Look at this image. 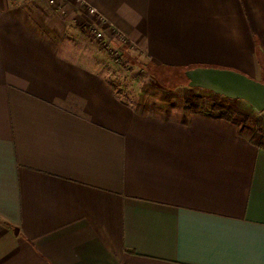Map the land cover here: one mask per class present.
Listing matches in <instances>:
<instances>
[{"label": "crops", "instance_id": "obj_1", "mask_svg": "<svg viewBox=\"0 0 264 264\" xmlns=\"http://www.w3.org/2000/svg\"><path fill=\"white\" fill-rule=\"evenodd\" d=\"M82 2L155 64L264 81V0H0V264H264V148L124 98Z\"/></svg>", "mask_w": 264, "mask_h": 264}, {"label": "rangeland", "instance_id": "obj_2", "mask_svg": "<svg viewBox=\"0 0 264 264\" xmlns=\"http://www.w3.org/2000/svg\"><path fill=\"white\" fill-rule=\"evenodd\" d=\"M70 14L74 17L73 12ZM93 20L85 11L79 21L76 20L78 27L68 39L79 46L89 58L99 61L101 70L109 74L119 92L135 106L149 109L150 113L156 110L163 116L181 118L186 112H191L188 108L196 103L193 96L198 94L204 96L209 110L228 106L230 101L237 100L211 90L190 87L185 77V69L167 72L145 66L151 61L147 55L140 48L133 47L130 41L128 43L129 39L125 36L112 30L107 35L106 31L110 30L108 25L102 27L107 28L105 39H96L93 35V28L96 27ZM119 43L122 45L119 46ZM164 99L166 100L163 101ZM240 106L253 112L254 108L244 100H240ZM254 114L261 118V124L264 125V111L257 112L254 109Z\"/></svg>", "mask_w": 264, "mask_h": 264}, {"label": "water", "instance_id": "obj_3", "mask_svg": "<svg viewBox=\"0 0 264 264\" xmlns=\"http://www.w3.org/2000/svg\"><path fill=\"white\" fill-rule=\"evenodd\" d=\"M192 88L211 90L230 99L244 100L257 112L264 111V81L237 70L196 66L185 71Z\"/></svg>", "mask_w": 264, "mask_h": 264}, {"label": "trees", "instance_id": "obj_4", "mask_svg": "<svg viewBox=\"0 0 264 264\" xmlns=\"http://www.w3.org/2000/svg\"><path fill=\"white\" fill-rule=\"evenodd\" d=\"M120 44V43H119ZM120 44L119 46H121ZM261 64L264 66V59L261 56ZM151 66L157 70H164L167 72L173 71V70H180L185 68H174L169 66H162L155 64L151 61L146 63L145 66ZM158 67V68H156ZM188 69V68H187ZM185 69V71L187 70ZM184 71V73H185ZM186 77V75H185ZM201 94H198V96H193L194 101L196 103H193V105L188 108L190 111L194 113H204L208 106L204 100V96H200ZM164 99L163 101H165ZM193 101V102H194ZM230 105L228 106H221L216 107L214 109H211V115L216 117L225 118L227 120H230L241 127L244 134L250 139L251 142H253L258 147L264 148V125L261 124V118L259 116H256L251 110H244L240 106V100L230 101ZM209 110V109H208Z\"/></svg>", "mask_w": 264, "mask_h": 264}, {"label": "built area", "instance_id": "obj_5", "mask_svg": "<svg viewBox=\"0 0 264 264\" xmlns=\"http://www.w3.org/2000/svg\"><path fill=\"white\" fill-rule=\"evenodd\" d=\"M53 1V0H52ZM80 2V1H79ZM83 5V2L81 3ZM86 8V12L91 18H94L93 24L96 25L95 28H93V35L96 39H105V30L102 29L103 25H106L104 17L98 10L90 5H83Z\"/></svg>", "mask_w": 264, "mask_h": 264}, {"label": "snow or ice", "instance_id": "obj_6", "mask_svg": "<svg viewBox=\"0 0 264 264\" xmlns=\"http://www.w3.org/2000/svg\"><path fill=\"white\" fill-rule=\"evenodd\" d=\"M261 238L262 242H264V230L261 231ZM208 264H238V262H229V261H223V262H208Z\"/></svg>", "mask_w": 264, "mask_h": 264}]
</instances>
